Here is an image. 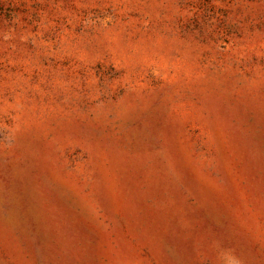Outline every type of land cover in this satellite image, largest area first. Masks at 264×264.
Listing matches in <instances>:
<instances>
[{
  "label": "rangeland",
  "instance_id": "374dc122",
  "mask_svg": "<svg viewBox=\"0 0 264 264\" xmlns=\"http://www.w3.org/2000/svg\"><path fill=\"white\" fill-rule=\"evenodd\" d=\"M0 264H264V0H0Z\"/></svg>",
  "mask_w": 264,
  "mask_h": 264
}]
</instances>
